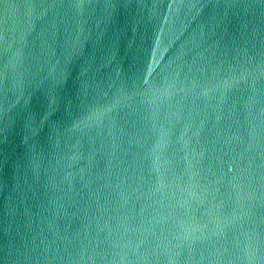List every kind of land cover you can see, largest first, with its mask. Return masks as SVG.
Returning a JSON list of instances; mask_svg holds the SVG:
<instances>
[{"label": "water", "instance_id": "obj_1", "mask_svg": "<svg viewBox=\"0 0 264 264\" xmlns=\"http://www.w3.org/2000/svg\"><path fill=\"white\" fill-rule=\"evenodd\" d=\"M0 264H264V0H0Z\"/></svg>", "mask_w": 264, "mask_h": 264}]
</instances>
